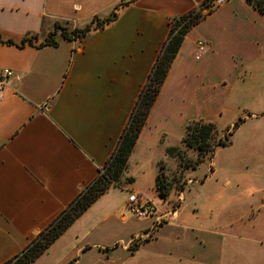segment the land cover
I'll use <instances>...</instances> for the list:
<instances>
[{"label":"crops","instance_id":"0c3cea01","mask_svg":"<svg viewBox=\"0 0 264 264\" xmlns=\"http://www.w3.org/2000/svg\"><path fill=\"white\" fill-rule=\"evenodd\" d=\"M126 1L0 0V74L13 72L0 97V264L20 254L103 170L171 21L205 0H136L103 29L73 41L58 33L57 46L43 45L56 23L83 28ZM198 40L208 45L199 60ZM251 84L264 85V17L246 0H226L186 36L120 185L31 264H264V217H246L239 208L220 224L218 215L232 207L213 205L215 192L204 196L202 216L188 169L166 156L168 147H181L191 121L218 123L234 88ZM160 164L166 176L174 172L166 197L156 188ZM230 184L223 179L222 186ZM134 191L164 213L176 207V215L160 226L132 216L127 200ZM145 233L148 239L135 241Z\"/></svg>","mask_w":264,"mask_h":264},{"label":"trees","instance_id":"16d2710c","mask_svg":"<svg viewBox=\"0 0 264 264\" xmlns=\"http://www.w3.org/2000/svg\"><path fill=\"white\" fill-rule=\"evenodd\" d=\"M135 1L121 2L114 8L110 17L105 19L94 17L83 28L71 29L66 25L67 23L65 25L56 23L54 30L49 33L43 45L57 46L58 33L62 38L73 41L86 37L92 31L103 29L117 19L122 8ZM211 2L212 0H205L199 8L193 9L171 21L169 35L158 54L146 84L141 90L128 124L120 137L118 146L106 162L103 170L47 228L31 240L20 254L3 264H31L36 261L111 186L120 185L128 160L167 78L168 72L188 33L201 23L208 14L213 12L203 13L205 8L210 7ZM246 2L264 17V0H246ZM11 43L9 42V44ZM228 142V136L220 134L215 123L191 121L186 127L185 135L181 140V147H168L166 156L176 159L179 168L184 170L195 169L205 158L213 156L218 148L226 146ZM185 150L195 152L196 158H189ZM162 168L160 164L156 188L160 196L166 197L171 188L172 180H170V176L164 174Z\"/></svg>","mask_w":264,"mask_h":264},{"label":"rangeland","instance_id":"374dc122","mask_svg":"<svg viewBox=\"0 0 264 264\" xmlns=\"http://www.w3.org/2000/svg\"><path fill=\"white\" fill-rule=\"evenodd\" d=\"M228 107L230 110L215 123L218 132L228 136V144L218 148L213 156L205 158L197 169H188L185 173L186 178L190 177L191 183H194L190 190L195 194L200 192L203 206L199 210L202 216L207 215L203 207L209 205L205 195L215 192L213 205H231L229 214L218 215L220 224L231 216L236 218L239 208L247 213L246 217L252 218V213H255L253 217H257V213L264 217L258 212L264 204V85L236 86ZM185 151L189 158H196L192 150ZM212 166L216 174L209 178ZM167 173L171 180L174 172L172 174L167 170ZM224 178L231 180V184L222 186ZM114 189L119 195L120 188ZM225 210L222 208L220 212ZM232 211L235 214H231Z\"/></svg>","mask_w":264,"mask_h":264},{"label":"built area","instance_id":"2783aa9c","mask_svg":"<svg viewBox=\"0 0 264 264\" xmlns=\"http://www.w3.org/2000/svg\"><path fill=\"white\" fill-rule=\"evenodd\" d=\"M226 0H212L210 7L204 9V13L207 14L208 11H214L218 6H220ZM197 52L195 58L199 60L201 56L206 51L208 45L203 40H198L196 43ZM13 75V72L10 69H5L0 74V97L2 96L5 86L8 84L10 77ZM127 206L129 213L137 218H151L156 222V226L162 225L168 219H173L176 215L177 208L173 207L168 212H162L158 206H156L146 195L143 193L134 191L132 192L127 200ZM150 235L145 233L140 236L135 241H140L142 239H148Z\"/></svg>","mask_w":264,"mask_h":264}]
</instances>
